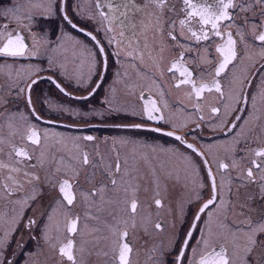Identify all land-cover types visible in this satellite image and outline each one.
I'll return each instance as SVG.
<instances>
[{"label": "snow or ice", "instance_id": "1", "mask_svg": "<svg viewBox=\"0 0 264 264\" xmlns=\"http://www.w3.org/2000/svg\"><path fill=\"white\" fill-rule=\"evenodd\" d=\"M0 20V58L12 61L0 64V264H264V0H13ZM41 20L50 31L35 30ZM66 41L87 54L86 66L70 70L51 55ZM109 48L122 67L141 70L138 84H125L129 95L149 83L138 111L115 103L110 88L93 115L138 117L114 127L178 146L122 138L89 152L95 136L39 127L57 124L30 107L45 79L40 60L47 55L46 79L61 94L72 97L54 76L91 85L72 97L90 100L103 92ZM147 64L155 71L141 75ZM166 74L188 101L179 116L165 99ZM151 86L156 98L144 94ZM21 98L27 115L14 107ZM190 122L227 139L190 143Z\"/></svg>", "mask_w": 264, "mask_h": 264}, {"label": "flooded vegetation", "instance_id": "2", "mask_svg": "<svg viewBox=\"0 0 264 264\" xmlns=\"http://www.w3.org/2000/svg\"><path fill=\"white\" fill-rule=\"evenodd\" d=\"M13 0H0V7H9ZM77 0H73V7H75V3ZM21 3H24V0H21ZM27 5L25 4V7ZM3 20H0V23H3ZM12 24H10V27ZM51 25L49 21L41 20L35 26L36 31H40L41 29L45 31H50ZM61 32L68 31L70 34L76 36L77 39H83V37L67 29L63 24L60 27ZM65 47L67 51L58 52L54 55L57 59L65 60L68 63L69 68L77 66L80 60L83 59L84 65H87V54H81L76 51L77 46L73 41H66ZM89 49H92L91 44H89ZM108 52L112 53L109 56L108 61V72L105 77V84L103 86V92H97L95 96H93L90 100H78L72 97L81 96L87 94L88 88L91 85H87L85 88L81 89L75 84H70L68 80L63 79V77H55L58 79H62L65 85H68V90L72 93V97L64 96L61 94L55 87L47 81V76L54 75L53 71H50L47 68V55L44 56L40 63L45 66V70L42 75L45 77L44 80H41L38 86L33 88L32 91V105L31 108H34L36 112L42 115L45 119H55L57 120L56 125H47L44 123H40L39 127L41 129H47L49 131H55L61 133L62 135H70L73 137H83L85 135H93L99 141L98 149L93 147L94 142H86L89 147L87 150L89 152H95L99 150L101 152H107L110 147L109 144L103 143L104 140L109 142L117 139L128 138V139H137L141 142L147 143L149 145H163L164 147H174L178 146V142L172 140L168 137H162L155 133H129L125 132L121 129L114 127V124L121 122H128L135 120L139 122L138 117L132 116H116L109 115L105 118L101 119L98 116L93 115V111H103L104 108V100L109 93L110 88L115 89V103H117L122 108H127L128 110L136 109L139 110L140 101L137 99V96L140 94L141 86L149 83L147 79H145L140 86L134 88L135 95H129L125 89V84L128 85H136L140 82V76L137 73H140L141 70L135 63L125 60L123 62V67L119 62V58L115 57L113 49L109 48ZM36 61H26L19 60L16 62V67H19L22 64L27 63H35ZM12 61L9 58H0V64H11ZM7 70V69H6ZM155 70L152 68L150 64H147L143 68L144 73L154 72ZM121 73L122 81L118 82L117 73ZM126 73V75H125ZM21 77H23V73H21ZM93 82L95 81V77L93 76ZM173 81L169 80L167 74L164 77V86L169 89L165 94V99L168 100L169 110L173 111L174 115L179 116V104L180 101H184L185 104L188 103L187 98L183 92H179L171 87ZM158 93L157 86L144 87V94L146 96H152V98H156ZM49 102L53 106L59 105L68 111L64 113L53 112L49 110ZM68 105H70L68 107ZM14 107H18L19 111L24 114L29 113V107H25V101L21 98L17 100ZM191 110V109H190ZM69 112L74 113H87L86 117L84 116H76L69 115ZM168 114L167 112L165 113ZM166 127V126H165ZM183 133L187 134V140L190 143H193L197 146L200 145H209V144H221L227 137L224 136L221 131H213L211 127L208 126V123H201L197 126V123L190 122L187 128L183 129ZM120 150L126 151L127 149L121 146ZM173 163H176L173 161ZM201 175H203V171H201ZM203 219V218H202ZM13 260L17 259L16 256L12 257Z\"/></svg>", "mask_w": 264, "mask_h": 264}, {"label": "rangeland", "instance_id": "3", "mask_svg": "<svg viewBox=\"0 0 264 264\" xmlns=\"http://www.w3.org/2000/svg\"><path fill=\"white\" fill-rule=\"evenodd\" d=\"M76 66H74V64H72V67L71 68H69L70 70H72L73 68H75ZM70 105H68V107H69ZM64 137H73V136H70V135H63ZM50 142H55L54 140H52V141H50Z\"/></svg>", "mask_w": 264, "mask_h": 264}]
</instances>
